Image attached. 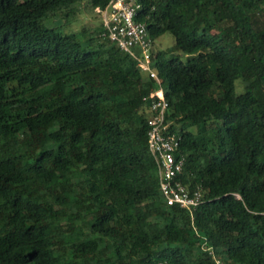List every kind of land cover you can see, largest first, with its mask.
Here are the masks:
<instances>
[{
  "label": "trees",
  "instance_id": "16d2710c",
  "mask_svg": "<svg viewBox=\"0 0 264 264\" xmlns=\"http://www.w3.org/2000/svg\"><path fill=\"white\" fill-rule=\"evenodd\" d=\"M109 1L0 0V264H264V0H134L174 37L151 51L192 211L159 192L155 80L101 23L47 25Z\"/></svg>",
  "mask_w": 264,
  "mask_h": 264
},
{
  "label": "built area",
  "instance_id": "2783aa9c",
  "mask_svg": "<svg viewBox=\"0 0 264 264\" xmlns=\"http://www.w3.org/2000/svg\"><path fill=\"white\" fill-rule=\"evenodd\" d=\"M139 9L140 4L134 0H110L104 8H95V12L100 18L102 36L130 55L139 70L158 85L144 100L147 104V147L157 166L159 192L166 205L192 211L203 201L202 190L200 187L189 190L180 180L185 161L184 156L178 154L180 136L170 131L166 121L168 102L153 65V41L145 24L136 20ZM202 248L213 254L210 247L203 244ZM215 262L223 264L219 259ZM157 264L170 263L160 260Z\"/></svg>",
  "mask_w": 264,
  "mask_h": 264
},
{
  "label": "rangeland",
  "instance_id": "374dc122",
  "mask_svg": "<svg viewBox=\"0 0 264 264\" xmlns=\"http://www.w3.org/2000/svg\"><path fill=\"white\" fill-rule=\"evenodd\" d=\"M86 5H82L80 7V11L75 17L74 21L68 25L63 24V19L59 16H56L53 20L47 22V25L54 26H63L62 29L66 32H79L82 29L86 30V32H90L95 27L100 26V18L97 12L90 11L86 7ZM174 44V37L170 33H164L154 40L153 48L155 50H165L170 49ZM177 52L172 51L171 54H176ZM178 54V53H177ZM181 58L185 60V56L180 54Z\"/></svg>",
  "mask_w": 264,
  "mask_h": 264
}]
</instances>
